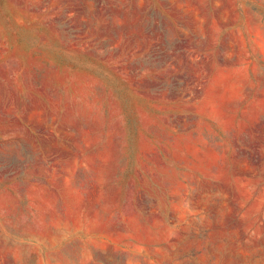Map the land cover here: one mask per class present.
I'll return each instance as SVG.
<instances>
[{
	"label": "rangeland",
	"instance_id": "rangeland-1",
	"mask_svg": "<svg viewBox=\"0 0 264 264\" xmlns=\"http://www.w3.org/2000/svg\"><path fill=\"white\" fill-rule=\"evenodd\" d=\"M0 264H264V0H0Z\"/></svg>",
	"mask_w": 264,
	"mask_h": 264
}]
</instances>
